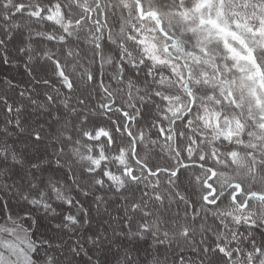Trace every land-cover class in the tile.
I'll return each instance as SVG.
<instances>
[{
	"label": "snow or ice",
	"instance_id": "6c2138e0",
	"mask_svg": "<svg viewBox=\"0 0 264 264\" xmlns=\"http://www.w3.org/2000/svg\"><path fill=\"white\" fill-rule=\"evenodd\" d=\"M17 63L0 264H264V0H0Z\"/></svg>",
	"mask_w": 264,
	"mask_h": 264
},
{
	"label": "trees",
	"instance_id": "16d2710c",
	"mask_svg": "<svg viewBox=\"0 0 264 264\" xmlns=\"http://www.w3.org/2000/svg\"><path fill=\"white\" fill-rule=\"evenodd\" d=\"M45 72H46V70H42L40 72V75H44ZM7 81H11L12 84L16 86L15 89L9 87V85L6 83ZM31 83H32V78L27 75L24 64H22V63L8 64V65L0 64V94H7L8 97L10 98V102L14 101L17 104V106L23 108L28 102L26 100H22V98L19 97V92L20 91H26V90L30 89ZM37 88L40 91L44 90L40 86H37ZM29 94L35 96L34 92L26 91V95H29ZM31 110H32L31 107H29L28 111L31 112ZM12 115H15V113H12ZM5 118L6 117L3 113V107L0 106V120H3ZM97 119L103 121V120H106V117L99 116V117H97ZM141 123H143V121H141ZM0 126H2V125H0ZM152 136L154 139L157 138L155 130H153ZM159 142H160L159 145H157L155 148L156 155L153 156L152 159L155 163H159V164L163 165L166 162H168V153L166 151L162 150V146H164V137L163 136L159 137ZM189 171H191V169ZM157 176L160 179L162 186L166 187L167 186L166 185L167 174L158 173ZM150 179L155 181L157 179V177H151ZM140 188L142 190H146V189H144L143 185H141ZM187 194L190 197L194 198V194L191 190L187 191ZM70 195L74 196L77 199L80 198L76 192H72V193H70ZM119 203H121V201L118 198L114 197L113 203L109 207V212L111 213L112 216H118V215L123 214L122 209L116 208V204H119ZM165 205H167V200L165 201ZM171 210L173 212L176 211V206L172 205ZM101 211L103 213V209ZM109 219H110V217H109L108 213H103L102 216H100L98 218V220L100 222H103L104 220H109ZM96 226L99 227L100 224L98 223ZM134 228H135V225H133V229ZM152 244H153L152 238L150 236L145 237V241L141 242V258L145 257V250H147L148 253L155 254L154 248L151 247ZM166 247L167 246H164L160 249V251H161V257L160 258L161 259L164 258V253H165ZM175 247L176 246L173 245V248H175ZM176 251H179V249L177 248ZM168 255H169V260L171 261V259H172L171 253H168ZM185 255H191V253L187 252V253H185ZM177 259H178V257H177Z\"/></svg>",
	"mask_w": 264,
	"mask_h": 264
}]
</instances>
